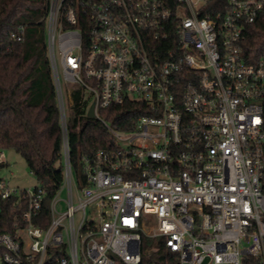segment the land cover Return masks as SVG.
<instances>
[{"label":"built area","instance_id":"1","mask_svg":"<svg viewBox=\"0 0 264 264\" xmlns=\"http://www.w3.org/2000/svg\"><path fill=\"white\" fill-rule=\"evenodd\" d=\"M212 4L50 0L63 188L43 226L45 190L0 178V224L3 201L18 210L0 264H147L148 249L160 264L161 237L175 264H264V55L251 62L243 48L264 0ZM74 87L115 143L83 157L84 181L70 161ZM127 102L140 105L129 129L101 117Z\"/></svg>","mask_w":264,"mask_h":264},{"label":"trees","instance_id":"2","mask_svg":"<svg viewBox=\"0 0 264 264\" xmlns=\"http://www.w3.org/2000/svg\"><path fill=\"white\" fill-rule=\"evenodd\" d=\"M213 0L211 7H214ZM50 0H0V148L13 149L27 162L45 190L39 225L49 223V204L64 182V133L47 52L46 15ZM244 52L248 60L264 55V11L246 30ZM68 116L70 161L84 181L82 159L101 149L115 147L107 127L88 116L91 99L74 87ZM140 105L127 102L100 111L114 128L129 129L140 114ZM0 164V169L5 167ZM1 178V177H0ZM15 198L2 202L0 231L13 232ZM5 249L0 247V256ZM160 264H175L164 238L155 244ZM157 262L151 253L147 264ZM118 264H125L119 262ZM140 264H146L144 260Z\"/></svg>","mask_w":264,"mask_h":264},{"label":"rangeland","instance_id":"3","mask_svg":"<svg viewBox=\"0 0 264 264\" xmlns=\"http://www.w3.org/2000/svg\"><path fill=\"white\" fill-rule=\"evenodd\" d=\"M65 84V83H64ZM65 91L67 92V86L65 84ZM67 110L69 115L70 110V100L67 97ZM155 130L156 129H150ZM6 154L7 165L0 169V177L7 180L12 186L19 188L31 189L38 184L36 176L30 171L26 160L24 157L13 149H4ZM63 188V187H62ZM67 194V190H61L60 196L64 197Z\"/></svg>","mask_w":264,"mask_h":264},{"label":"water","instance_id":"4","mask_svg":"<svg viewBox=\"0 0 264 264\" xmlns=\"http://www.w3.org/2000/svg\"><path fill=\"white\" fill-rule=\"evenodd\" d=\"M88 116L89 117H95L94 104H91V106L89 107Z\"/></svg>","mask_w":264,"mask_h":264},{"label":"bare ground","instance_id":"5","mask_svg":"<svg viewBox=\"0 0 264 264\" xmlns=\"http://www.w3.org/2000/svg\"><path fill=\"white\" fill-rule=\"evenodd\" d=\"M147 251H148V256L151 255L152 252L149 249ZM153 264H157V262H154Z\"/></svg>","mask_w":264,"mask_h":264}]
</instances>
